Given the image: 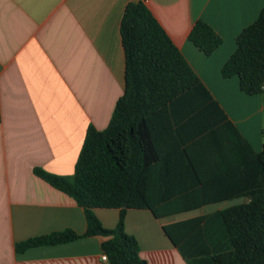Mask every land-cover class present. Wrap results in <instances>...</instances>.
Wrapping results in <instances>:
<instances>
[{
  "label": "crops",
  "instance_id": "obj_1",
  "mask_svg": "<svg viewBox=\"0 0 264 264\" xmlns=\"http://www.w3.org/2000/svg\"><path fill=\"white\" fill-rule=\"evenodd\" d=\"M140 0H0V264H108L100 245L85 237L16 252L33 237L86 230L83 210L35 176L40 168L71 176L89 126L104 130L123 93L124 58L119 26L124 7ZM198 76L231 124L258 153L262 149L264 100L239 90L237 77L221 68L238 34L252 24L264 0H147L143 3ZM196 21L222 40L205 56L189 40ZM234 199L155 218L128 210L124 231L146 264H189L163 232L174 222L212 214ZM106 229L118 210L95 209Z\"/></svg>",
  "mask_w": 264,
  "mask_h": 264
},
{
  "label": "trees",
  "instance_id": "obj_2",
  "mask_svg": "<svg viewBox=\"0 0 264 264\" xmlns=\"http://www.w3.org/2000/svg\"><path fill=\"white\" fill-rule=\"evenodd\" d=\"M119 35L123 93L107 127L86 129L71 176L33 169L83 210L86 230L33 237L15 251L100 236L108 264H146L124 231L128 210L162 218L243 199L163 232L189 264H264V127L255 153L141 1L124 7ZM188 40L205 56L222 43L202 21ZM235 44L221 76L237 77L242 93L264 100V6ZM95 209L118 210L116 226L104 228Z\"/></svg>",
  "mask_w": 264,
  "mask_h": 264
},
{
  "label": "built area",
  "instance_id": "obj_3",
  "mask_svg": "<svg viewBox=\"0 0 264 264\" xmlns=\"http://www.w3.org/2000/svg\"><path fill=\"white\" fill-rule=\"evenodd\" d=\"M140 1H141L142 3H144V2H146L147 0H140ZM101 260H102V261H105V262L107 261V258H106V256H105L104 254H103L102 257H101Z\"/></svg>",
  "mask_w": 264,
  "mask_h": 264
}]
</instances>
